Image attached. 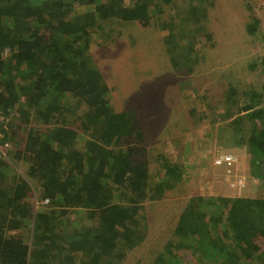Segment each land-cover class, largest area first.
<instances>
[{"label": "trees", "instance_id": "16d2710c", "mask_svg": "<svg viewBox=\"0 0 264 264\" xmlns=\"http://www.w3.org/2000/svg\"><path fill=\"white\" fill-rule=\"evenodd\" d=\"M181 2L0 0V110L10 117L6 139L15 147L0 163V264H122L127 252L144 242L143 202L159 200L197 173L196 160L188 157L190 167L181 163L184 142L174 128L181 125L185 134H194L204 119L219 142L222 165L240 163L229 154L230 146L246 148L252 183L247 188L245 179L243 187L233 189L224 179V185L213 187L216 196L192 197L178 216L174 237L162 240L150 263L264 264V198L240 195L251 192L255 182L264 187V54L254 63L240 62L250 83L232 60L224 70L202 68L193 35L211 39L208 9L183 5L177 23L167 14L181 11ZM227 4L220 0L218 14ZM252 21L244 30L255 35L259 20ZM113 23L155 26L158 44L169 56L165 72L157 74L167 93L163 103L138 105L162 116L171 110L164 102L172 109L179 105L170 116L180 120L165 125L157 139L146 113L139 111L137 118L134 92L141 87L133 89L129 102L113 97L117 83L106 84L100 59L91 54L98 42L100 58H109L105 32ZM226 41L220 43L228 48ZM232 46L240 53L251 50ZM196 69L206 70L197 76L205 84L196 80ZM255 75L263 79L260 84ZM213 81L219 91L205 88ZM178 92L182 97L171 99ZM157 145L176 150L173 156L155 155L156 171L164 173L155 183L148 159ZM191 169L192 175L186 173ZM71 222L80 226L69 231Z\"/></svg>", "mask_w": 264, "mask_h": 264}, {"label": "rangeland", "instance_id": "374dc122", "mask_svg": "<svg viewBox=\"0 0 264 264\" xmlns=\"http://www.w3.org/2000/svg\"><path fill=\"white\" fill-rule=\"evenodd\" d=\"M182 4L180 5V10L173 9L167 14L168 17L175 16L177 18V23L181 19V15L184 11L183 5L188 9L193 7H207V12L209 16H206V20L212 23L209 28L212 31L210 33L211 39L208 37L204 38L200 34H194L196 43L195 52H197V58L200 59L201 67H215L214 69L224 70L225 64L227 65L229 60H232V64H235L237 70L241 71V78L245 81L249 80L250 74L246 71H243V62L251 64L256 60H260L264 54V41L260 39L263 37L264 33V0H228V4L222 7L219 12L223 13L218 14V11L215 10V6L220 2V0H208L207 5L204 0H181ZM168 11V8L167 10ZM214 15V17H210ZM178 15V16H176ZM184 15V14H183ZM196 17H194L195 19ZM210 18V20H209ZM258 18L259 20V31L258 34L251 35L248 32H245L244 27L246 25H251L253 23L252 19ZM113 30H107L105 32V37L107 42L105 45L107 48V57L106 60L100 58V50L97 51V43L91 45V54H94L95 57L100 59V71L103 75L106 84L112 86L114 82L117 83L118 89L115 90L114 86V96L121 97L124 101H131L130 97L133 94V89L141 87L138 91L135 90L134 99H136V109H137V118L139 117L138 112L142 111L147 115V125L151 128L152 137L156 139L160 136V132L163 127H167L170 122L173 124L180 120L177 114H174L173 117L170 116L171 112L177 110L179 105H174L173 109L169 108L170 104H165L164 109L167 110L169 118L166 116L160 115L158 109H152L149 111H143L140 106H146L147 108L154 105V101L157 99L158 104H162L164 98H166L167 93L164 87V82L157 76L165 72V62L167 55L166 49L163 48V44H158V39L160 40V35L156 33V27H152L148 30H144L141 26H129L125 24H114L112 25ZM207 31V30H206ZM225 33V34H224ZM228 35V38L226 37ZM243 37L241 40L240 37ZM225 45H230V47L225 48L221 42V39L225 40ZM214 41V44H213ZM232 43L235 45L241 43L246 46V49L251 46V50H246L244 53H240L238 46H232ZM216 47L214 48V46ZM219 45L221 49H219ZM106 46V47H107ZM141 48V49H140ZM140 49L139 53L138 50ZM253 49V50H252ZM227 51V52H226ZM221 52V54L217 53ZM229 52V53H228ZM103 53H106L103 51ZM221 58L218 60L217 57ZM161 58V59H160ZM160 59V60H159ZM97 60V59H96ZM202 60V61H201ZM206 70L196 69V80L201 83H204L200 77H197L199 73ZM213 74V72H211ZM142 76V78H138ZM150 81V82H149ZM251 80L248 82L250 83ZM263 81L260 75H255V84H260ZM149 82V83H147ZM247 83V82H246ZM130 84L129 86H127ZM217 82H209L205 85L207 89L213 87L211 91H219V86H215ZM218 89V90H217ZM161 94H163L161 96ZM182 96L180 92L177 95L173 96L171 99L174 101L178 100ZM139 104H138V103ZM185 101H183L184 104ZM213 117L215 116L214 112ZM142 117V114L141 116ZM144 117V116H143ZM179 118V119H178ZM211 118V116H209ZM47 129V127H44ZM174 132L180 136L179 140L184 142L179 149L182 159L181 163L187 167H190L189 164L192 163L189 161V158L197 161V164L194 166V171L196 173L195 177H187L186 182L175 187L171 191H166L159 200L151 201L147 200L142 204V210H140L139 215L144 221V226L142 229L144 237V242L139 244L136 248L131 251H128L124 262L122 264H151L150 260L154 259L158 247L163 243L162 240H171L174 237V229L178 222V216L180 212L184 209L188 201L193 197L201 196L204 198L216 196L217 193L214 191L213 187L218 188L219 184L224 182V179L232 183H237L239 179L243 180V183L246 179L247 188L251 185L252 182H249L252 179L251 171L253 169L250 154L246 151L244 146L240 145L238 148L236 146L233 148L229 147L228 151L231 156L238 160L233 167L227 165L229 158H226L224 161L226 165H222V156L219 154V142L214 136V131L210 123L206 119L200 121V125L197 127V130L194 134L188 132L185 134L183 132V127H175ZM146 135V134H145ZM184 136V137H183ZM168 142V141H166ZM167 147V145H165ZM11 150L15 151L10 144ZM176 149L171 145H168L166 149H161L157 145L154 152V157H150L148 160L151 163L149 172L152 175V179L155 183H158L161 179H164L161 172L160 176L157 173L156 161L158 159L156 156H159L161 153H164L169 156L175 154ZM13 151V152H14ZM156 155V156H155ZM226 156V155H224ZM223 156V159H224ZM186 160V162H185ZM224 163V164H225ZM15 164H17L15 162ZM233 168V169H232ZM15 170L19 172V167H16ZM226 170V171H225ZM186 170V173L193 174ZM199 171V173H198ZM226 173V174H225ZM225 174V176H224ZM245 184V183H244ZM242 184V185H244ZM224 185V183L222 184ZM230 185V184H228ZM254 189L251 192L243 191L240 195L253 196L254 198H264V187H259V183L255 182ZM212 187V189H211ZM257 187V188H255ZM246 188V189H247ZM214 195H213V194ZM77 212V211H76ZM79 213H83L81 210ZM177 215V216H176ZM81 218V217H79ZM80 221H82L80 219ZM79 221V222H80ZM85 219L83 223L85 224ZM82 223V222H81ZM73 225V227H72ZM80 225L78 222L72 223L70 226H67L68 230L71 231L73 228H78Z\"/></svg>", "mask_w": 264, "mask_h": 264}, {"label": "built area", "instance_id": "2783aa9c", "mask_svg": "<svg viewBox=\"0 0 264 264\" xmlns=\"http://www.w3.org/2000/svg\"><path fill=\"white\" fill-rule=\"evenodd\" d=\"M9 119L10 117H5L2 111L0 110V163L9 159V158L7 159V157H8V153L11 150L10 143L6 139L9 136L8 135ZM244 183L243 180L239 179L237 183L236 182L232 183L229 181L228 184H230L229 185L230 188L236 189L235 187H243L245 185Z\"/></svg>", "mask_w": 264, "mask_h": 264}, {"label": "crops", "instance_id": "0c3cea01", "mask_svg": "<svg viewBox=\"0 0 264 264\" xmlns=\"http://www.w3.org/2000/svg\"><path fill=\"white\" fill-rule=\"evenodd\" d=\"M232 192V191H231ZM232 195V193L230 194V196Z\"/></svg>", "mask_w": 264, "mask_h": 264}]
</instances>
